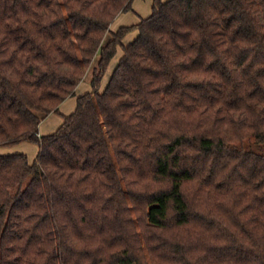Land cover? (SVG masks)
Instances as JSON below:
<instances>
[{
    "label": "trees",
    "instance_id": "16d2710c",
    "mask_svg": "<svg viewBox=\"0 0 264 264\" xmlns=\"http://www.w3.org/2000/svg\"><path fill=\"white\" fill-rule=\"evenodd\" d=\"M134 1L0 0V264H264V0Z\"/></svg>",
    "mask_w": 264,
    "mask_h": 264
},
{
    "label": "rangeland",
    "instance_id": "374dc122",
    "mask_svg": "<svg viewBox=\"0 0 264 264\" xmlns=\"http://www.w3.org/2000/svg\"><path fill=\"white\" fill-rule=\"evenodd\" d=\"M153 3H154V0H135L133 3V10L134 11L129 12V13H124V15L118 21H116V23L113 24L111 29L113 31H117L122 26H130V25L138 24L142 18H146V17L151 15ZM137 33H138V31H133L129 35H127V37L125 38V40L123 42L124 45L126 46V45H129L131 42H133L137 38ZM122 53H123V48L119 47L117 55L111 61L109 69H108L104 79L102 80L101 91H103L106 88V86L110 80V77L113 74V71L115 70V68L118 64V61H119L120 57L122 56ZM98 62H99V56H97L95 58V60L92 64V67L87 71L85 80L78 86L77 96L65 101L64 106H62L63 109H61V113L64 116H69L72 113H74L76 110V107H77V98L79 96L87 93L88 91H91V81L93 79V70H94V68H96L98 66ZM56 117L58 119H60L61 121H63L62 116L56 115ZM58 125L59 124L55 123V121L53 123V119H50V121H48L44 125V127H42V129H40V130L41 131H48L47 133H45L48 135V134L56 131L59 127ZM23 145L24 144H22L21 146H23ZM26 146H27V148H25L26 153H24V154H27L29 159L31 161H34L36 156L39 153V147L36 144L29 143V142L27 143ZM6 150H7L6 148H0V154H7Z\"/></svg>",
    "mask_w": 264,
    "mask_h": 264
},
{
    "label": "crops",
    "instance_id": "0c3cea01",
    "mask_svg": "<svg viewBox=\"0 0 264 264\" xmlns=\"http://www.w3.org/2000/svg\"><path fill=\"white\" fill-rule=\"evenodd\" d=\"M166 1V0H165ZM124 14H121L117 19H116V21H118L122 16H123ZM116 21L114 22V23H116ZM113 26V25H112ZM71 99V98H70ZM65 103V102H64ZM64 103L62 104V106H64ZM62 106H61V108H60V110L61 109H63L62 108ZM56 115H58V114H55V113H53V114H51V115H49L48 117H46L44 120H43V122L41 123V126H40V129H42V127H44V125L48 122V121H50V119H53V123H54V121H55V123H57V124H59L58 126V129L60 128V126L63 124V122H64V120L63 121H61L60 119H58L57 117H56ZM57 129V130H58ZM56 130V131H57ZM56 131H54V132H56ZM48 131H41L40 130V135H47V134H45V133H47ZM53 132V133H54ZM53 133H50V134H53ZM50 134H48V135H50ZM27 143L28 142H23V143H20L19 145H17V146H15V147H13V148H6L7 150V154H14V153H26L25 152V148H27ZM22 144H24L23 146H21ZM21 146V147H20Z\"/></svg>",
    "mask_w": 264,
    "mask_h": 264
}]
</instances>
